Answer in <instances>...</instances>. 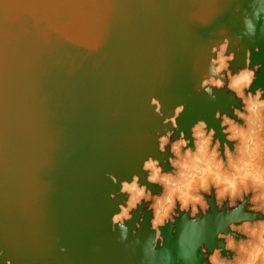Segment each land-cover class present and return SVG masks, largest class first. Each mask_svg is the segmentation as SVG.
Instances as JSON below:
<instances>
[{
  "label": "water",
  "instance_id": "95a60500",
  "mask_svg": "<svg viewBox=\"0 0 264 264\" xmlns=\"http://www.w3.org/2000/svg\"><path fill=\"white\" fill-rule=\"evenodd\" d=\"M237 2L243 10L250 0ZM235 3L0 0V248L6 259L141 264L142 247H126L131 233L121 242L111 231L119 201L110 200L117 188L105 174L127 178L154 153L161 121L149 107L153 95L166 114L188 103L184 131L198 119L217 126L216 109L227 110L231 101L221 95L212 103L195 87L210 41L220 39L223 27L235 46L242 31ZM243 44L253 48L254 65L264 64V39ZM258 76L254 87H264V68ZM150 218L141 244L151 234ZM214 221L215 213L209 225ZM165 234L175 255L179 233Z\"/></svg>",
  "mask_w": 264,
  "mask_h": 264
},
{
  "label": "clouds",
  "instance_id": "9594fccd",
  "mask_svg": "<svg viewBox=\"0 0 264 264\" xmlns=\"http://www.w3.org/2000/svg\"><path fill=\"white\" fill-rule=\"evenodd\" d=\"M235 4L232 11L242 13L235 46L223 27L220 39L210 41L195 87L197 95L212 103L221 95L231 101L227 110L216 109L217 126L198 119L184 131L180 121L190 110L188 103H177L166 114L153 95L149 107L161 121L154 132V153L142 158L127 178L105 174L117 188L110 200L119 201L111 231L119 232L121 242L131 233L126 247H142L141 264H264V87H254L264 64L254 65L253 48L243 44L245 38L253 45L258 35L264 39V0H250L243 10L237 0ZM254 51L259 55L261 49ZM241 55L243 66L236 67ZM194 68L200 71L199 61ZM149 214L151 234L141 244L139 234ZM169 229L179 233L175 255L167 243ZM7 255L0 248V264H13Z\"/></svg>",
  "mask_w": 264,
  "mask_h": 264
}]
</instances>
